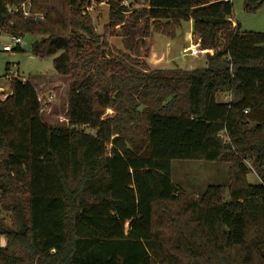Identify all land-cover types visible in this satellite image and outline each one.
Here are the masks:
<instances>
[{
	"label": "trees",
	"instance_id": "obj_1",
	"mask_svg": "<svg viewBox=\"0 0 264 264\" xmlns=\"http://www.w3.org/2000/svg\"><path fill=\"white\" fill-rule=\"evenodd\" d=\"M85 3L0 0V33L40 37L30 53L55 56L69 79L67 127L44 122L29 81L12 79L0 100V189L16 222H0V264H264V31L233 24L232 0L113 3L116 49ZM263 4L246 0L245 12ZM189 22L205 68L150 70L140 55L151 31L174 38ZM172 161L227 163L230 182L191 200Z\"/></svg>",
	"mask_w": 264,
	"mask_h": 264
},
{
	"label": "rangeland",
	"instance_id": "obj_2",
	"mask_svg": "<svg viewBox=\"0 0 264 264\" xmlns=\"http://www.w3.org/2000/svg\"><path fill=\"white\" fill-rule=\"evenodd\" d=\"M86 1L83 9V15L90 20V23L99 36H105L110 46L116 49L121 48V38L117 35L120 26L108 28L110 19V7L116 4L128 8H140L144 5V0H132L133 4L124 5L122 0H83ZM246 0H232L233 16L232 21L238 23L242 31L263 32L264 31V4L254 14L245 12L244 5ZM165 23V22H163ZM174 38H168L161 34L151 31L150 37L145 41V48H141V60L147 64L148 57L155 60V70H171L179 68L185 71L204 69L207 51L199 48V42L196 36H191V42L186 38V33L190 31L189 23H181L175 28ZM113 31V35L110 32ZM11 36L0 33V91L8 89V83L4 81L7 73L6 68L16 72V77L23 81H29L33 84L38 100L41 106V117L44 122L52 128L67 127V96L69 79L58 76L53 68V59L55 56L38 58L30 53L33 43L40 40V37L25 34L20 40L19 48L22 52L11 51L4 52L2 47L12 45ZM197 49L200 51L196 57H191L184 53V48ZM148 50V55H147ZM188 50V51H189ZM144 51L146 53H144ZM187 52V51H186ZM150 53V54H149ZM146 55V56H145ZM145 56V57H144ZM7 66V67H6ZM148 66V65H147ZM149 68V67H148ZM228 100L226 97H217V102L222 103ZM113 114L108 110L104 117H110ZM88 133L94 135L93 131ZM250 173L246 180L250 184H259L258 170L253 163H245ZM171 181L183 195L191 200H198L204 190L211 185L228 186L230 182L229 165L224 162H204V161H172L171 162ZM0 189V222L8 227L15 229V218L10 208L13 205L14 195L8 194L6 200L1 196ZM14 190L12 191V193ZM227 200V195H225ZM9 208V209H7ZM125 231H128V223L125 225ZM7 245V239L0 235V248Z\"/></svg>",
	"mask_w": 264,
	"mask_h": 264
},
{
	"label": "built area",
	"instance_id": "obj_3",
	"mask_svg": "<svg viewBox=\"0 0 264 264\" xmlns=\"http://www.w3.org/2000/svg\"><path fill=\"white\" fill-rule=\"evenodd\" d=\"M131 2H132V0H122V3L124 5L130 4ZM25 9L26 8H24V7L22 8L23 13H24L23 15L24 16H28V13L25 11ZM16 11H18V8L13 9V12H16ZM11 41H12V45H5V46H3L2 47V51H4V52H11V51L14 50V48L19 47L20 44H21V40L18 37H12L11 38ZM189 49L190 48H187L186 50H184V53H188L189 52V55L191 57H196L198 55V53H200V51L197 50V49H191V50H189ZM6 72L7 73L4 76V81L6 83H8L9 85H8V89L7 90H1L0 91V100L1 101H4L8 97V95H9V92H10V82H11V80L14 79V78H17L16 77V72H14L12 70H9V69Z\"/></svg>",
	"mask_w": 264,
	"mask_h": 264
},
{
	"label": "crops",
	"instance_id": "obj_4",
	"mask_svg": "<svg viewBox=\"0 0 264 264\" xmlns=\"http://www.w3.org/2000/svg\"><path fill=\"white\" fill-rule=\"evenodd\" d=\"M212 1H216V0H212ZM233 24H235V23L233 22ZM189 25H190V31L187 32L185 35H186V38L191 42V36L193 35V33H192V22H189ZM187 48L188 47L184 48L183 49V52ZM147 60H149V61H147V65H148L149 69L150 70H155L156 69V66L158 65L157 63H155V60L154 59H151V57H148ZM155 64H157V65H155Z\"/></svg>",
	"mask_w": 264,
	"mask_h": 264
},
{
	"label": "water",
	"instance_id": "obj_5",
	"mask_svg": "<svg viewBox=\"0 0 264 264\" xmlns=\"http://www.w3.org/2000/svg\"><path fill=\"white\" fill-rule=\"evenodd\" d=\"M41 19L40 18H38V19H36V22H39Z\"/></svg>",
	"mask_w": 264,
	"mask_h": 264
}]
</instances>
